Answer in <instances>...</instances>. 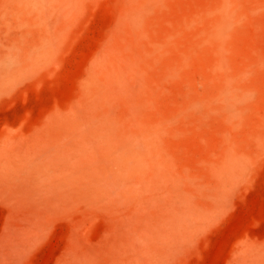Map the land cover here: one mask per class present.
Masks as SVG:
<instances>
[{"label": "rangeland", "instance_id": "1", "mask_svg": "<svg viewBox=\"0 0 264 264\" xmlns=\"http://www.w3.org/2000/svg\"><path fill=\"white\" fill-rule=\"evenodd\" d=\"M0 264H264V0H0Z\"/></svg>", "mask_w": 264, "mask_h": 264}]
</instances>
